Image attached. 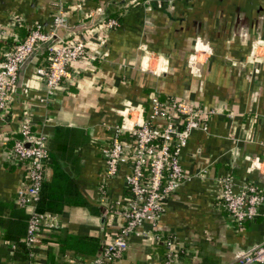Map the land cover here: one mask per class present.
Wrapping results in <instances>:
<instances>
[{
	"label": "crops",
	"instance_id": "0c3cea01",
	"mask_svg": "<svg viewBox=\"0 0 264 264\" xmlns=\"http://www.w3.org/2000/svg\"><path fill=\"white\" fill-rule=\"evenodd\" d=\"M54 9L50 0H0V25L8 24L14 11L24 21L20 27L28 30L37 24L44 29ZM92 12L114 17L118 25L103 35L92 62L79 65L77 80L57 91L50 104L39 102L45 89L32 73L36 62L44 59V50L26 65L18 105H11L12 112H21V105L28 102L32 129L47 136L45 183L53 190L62 185L52 176L54 159L82 199L100 210L98 181L105 182L112 197L124 195L121 174L105 178L98 152L109 136L108 127L120 123L121 115L129 121L144 116L152 93L214 109L205 129L192 130L181 150L187 179L171 194L156 223H144L141 233L130 237L121 258L110 264H162L166 249L162 240L150 241L154 234L161 239L171 236L181 249L172 264L231 263L237 252L264 240V207L236 228L218 198L224 176L235 188L252 181L264 193V0H87L68 15L67 27L78 26L72 31L80 32ZM20 27L13 30L19 39ZM5 47L0 44V53ZM11 119L12 113L8 121L0 122L2 220L14 212L27 216L15 204L21 170L7 164L4 155L10 145L5 136L17 125ZM55 214L62 226L38 237L35 264L86 262L81 253L58 252L57 240L92 236L102 241L119 222L76 203L62 204ZM13 250L0 242V264L27 263L26 258L12 259Z\"/></svg>",
	"mask_w": 264,
	"mask_h": 264
},
{
	"label": "built area",
	"instance_id": "2783aa9c",
	"mask_svg": "<svg viewBox=\"0 0 264 264\" xmlns=\"http://www.w3.org/2000/svg\"><path fill=\"white\" fill-rule=\"evenodd\" d=\"M50 1L55 9L47 28L32 24L23 38H17L13 30L24 21L14 11L9 13V23L0 25V39H13L0 53V122L8 121L12 113L11 95L19 64L38 44L50 39L58 29L66 28L68 15L87 0ZM89 18L80 32L65 30L61 35L57 34L47 45L44 59L34 65L32 74L45 89L38 99L44 106L50 104L57 91L67 89L77 80L81 74L79 65L92 62L104 41L103 35L118 25L116 18L106 17L101 12H92ZM32 59L38 60L36 56L30 61ZM147 106V112L144 116L140 114L138 120L129 121L121 115V122L109 126V136L98 145L104 177L110 179L121 174L126 193L112 197L105 182H97L98 206L104 210L108 221L117 219L119 222L115 229L105 234L100 252L81 264L114 263L123 255L130 237L141 233L144 223H156L171 194L187 179L181 165V150L190 132L204 130L208 116L214 112V109H203L197 103L181 98H160L157 93L150 95ZM32 123L29 104L24 102L15 130L5 136L10 145L4 154L7 164L22 173L15 192V204L27 213L23 237L27 248L26 264H35L39 255L38 237L62 226L57 214L35 211L48 156L47 136L32 129ZM218 185L220 204L226 218L236 228L257 216L264 207V193L252 181L245 180L235 188L232 179L224 176ZM149 239L153 244L159 240L164 243L166 250L162 264H172L181 252L171 236L161 239V235L154 234ZM8 245L14 248L13 243ZM229 264H264V240L237 252Z\"/></svg>",
	"mask_w": 264,
	"mask_h": 264
},
{
	"label": "trees",
	"instance_id": "16d2710c",
	"mask_svg": "<svg viewBox=\"0 0 264 264\" xmlns=\"http://www.w3.org/2000/svg\"><path fill=\"white\" fill-rule=\"evenodd\" d=\"M78 28V26H76ZM23 37L28 33L25 27L17 29ZM0 44L10 45L5 42ZM48 156V150H47ZM52 169V176L61 179L62 185L57 189L53 190V186L50 183L42 182L39 191L38 199L35 203V211L56 213L62 204H82L85 205L92 213H102L104 210L100 208L97 210L96 207L90 205L82 199L73 180L67 177L59 168L55 160L53 159L50 163ZM124 194L126 191L124 190ZM99 208V207H98ZM27 216L19 213H12L9 215V219H0V242L5 244L13 243L14 250L12 253V259H27V248L23 243V237L25 234ZM59 247L58 252L63 253L64 251H72L73 253L83 254L86 257V261L90 260L93 256L98 254L102 248L101 241L92 236H62L58 240ZM52 255H50V260Z\"/></svg>",
	"mask_w": 264,
	"mask_h": 264
},
{
	"label": "water",
	"instance_id": "95a60500",
	"mask_svg": "<svg viewBox=\"0 0 264 264\" xmlns=\"http://www.w3.org/2000/svg\"><path fill=\"white\" fill-rule=\"evenodd\" d=\"M76 28V26L74 27H66L63 29H58L54 35H52L50 37V39H48L45 42H42L41 44L38 45V47L34 48V50L32 51V53L27 56L20 64L16 73V80H15V84H14V88H13V92H12V102L16 105H18V96L20 93V87H21V81H22V76H23V71L26 67V65L28 64V62L30 61L31 57L34 56L37 53H40L44 50H46L47 45L50 43L51 40L55 39L56 35L58 34L59 31L61 30H74ZM20 119V112L18 110H14L12 112V122H17Z\"/></svg>",
	"mask_w": 264,
	"mask_h": 264
}]
</instances>
